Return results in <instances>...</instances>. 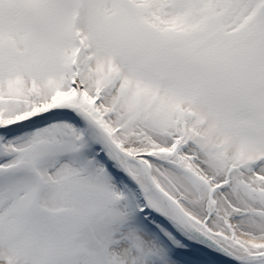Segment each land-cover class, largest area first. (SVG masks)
I'll return each instance as SVG.
<instances>
[{
    "label": "snow or ice",
    "instance_id": "6c2138e0",
    "mask_svg": "<svg viewBox=\"0 0 264 264\" xmlns=\"http://www.w3.org/2000/svg\"><path fill=\"white\" fill-rule=\"evenodd\" d=\"M0 264H264V0H0Z\"/></svg>",
    "mask_w": 264,
    "mask_h": 264
}]
</instances>
